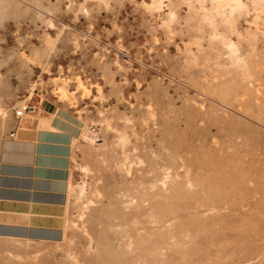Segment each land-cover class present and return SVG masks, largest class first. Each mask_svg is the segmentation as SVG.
<instances>
[{
  "label": "rangeland",
  "instance_id": "1",
  "mask_svg": "<svg viewBox=\"0 0 264 264\" xmlns=\"http://www.w3.org/2000/svg\"><path fill=\"white\" fill-rule=\"evenodd\" d=\"M23 103L75 124L67 213L0 264H264V0H0V143Z\"/></svg>",
  "mask_w": 264,
  "mask_h": 264
},
{
  "label": "crops",
  "instance_id": "2",
  "mask_svg": "<svg viewBox=\"0 0 264 264\" xmlns=\"http://www.w3.org/2000/svg\"><path fill=\"white\" fill-rule=\"evenodd\" d=\"M75 135V124L62 112L11 125L0 143V236H62Z\"/></svg>",
  "mask_w": 264,
  "mask_h": 264
},
{
  "label": "built area",
  "instance_id": "3",
  "mask_svg": "<svg viewBox=\"0 0 264 264\" xmlns=\"http://www.w3.org/2000/svg\"><path fill=\"white\" fill-rule=\"evenodd\" d=\"M33 111V106L29 103H23L20 107H17L14 111V116L16 121H20L27 113H31ZM13 136V132L9 134Z\"/></svg>",
  "mask_w": 264,
  "mask_h": 264
},
{
  "label": "bare ground",
  "instance_id": "4",
  "mask_svg": "<svg viewBox=\"0 0 264 264\" xmlns=\"http://www.w3.org/2000/svg\"><path fill=\"white\" fill-rule=\"evenodd\" d=\"M221 8H222V7H221ZM235 8H236V7H235ZM230 17H231V16H230ZM207 20H208V19H207ZM224 45H225V44H224ZM229 46H230V45H229ZM229 46H228V47H229ZM230 49H231V48H230ZM230 55H231V54H230ZM232 55H233V54H232ZM232 55H231V56H232ZM235 60H236V59H235Z\"/></svg>",
  "mask_w": 264,
  "mask_h": 264
}]
</instances>
